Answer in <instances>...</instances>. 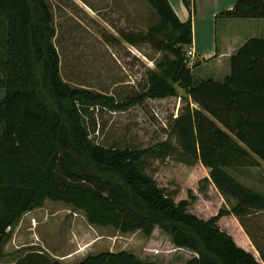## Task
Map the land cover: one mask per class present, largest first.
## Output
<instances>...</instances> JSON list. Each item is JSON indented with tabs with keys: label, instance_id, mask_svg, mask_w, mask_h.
<instances>
[{
	"label": "trees",
	"instance_id": "trees-1",
	"mask_svg": "<svg viewBox=\"0 0 264 264\" xmlns=\"http://www.w3.org/2000/svg\"><path fill=\"white\" fill-rule=\"evenodd\" d=\"M147 1L158 21L145 32L122 35L132 45L148 42L163 53L148 71L145 97L176 96L178 84L188 99L166 139L146 148H121L91 137L96 131L91 108L107 105V99L63 79L48 0H0V262L22 216L51 200L82 211L91 225L123 233L141 230L151 236L161 227L176 246L198 254L188 264L264 263V246L244 221L251 211H264V193L228 173L264 162V38H250L232 56L225 81L198 79L193 67L199 63L188 66L184 56L193 39L191 19L181 21L168 0ZM218 17L264 18V0H236ZM173 155L209 168L225 200L236 203L205 220L189 210L196 199L191 190V200L176 202L146 170L148 159ZM228 213L238 219L261 261L220 228ZM28 257L16 264H39ZM75 264L156 263L121 250L88 254Z\"/></svg>",
	"mask_w": 264,
	"mask_h": 264
},
{
	"label": "rangeland",
	"instance_id": "rangeland-1",
	"mask_svg": "<svg viewBox=\"0 0 264 264\" xmlns=\"http://www.w3.org/2000/svg\"><path fill=\"white\" fill-rule=\"evenodd\" d=\"M48 2L54 15V41L63 79L107 99V105L91 108L96 122L92 139L107 147L121 148H146L166 139L177 109L180 112L188 95L175 84L176 96L146 98L148 71L155 69V62L163 53L148 42L132 45L122 36L145 32L158 21L150 3L147 0ZM247 30L254 32L257 27ZM185 48V62L192 66L190 46ZM3 95L0 86V99ZM1 125L0 121V130ZM261 163L259 167L228 169V173L240 183L264 193V162ZM146 170L176 202L189 199L191 190L196 199L189 210L202 219L215 216L220 209L229 210L236 203L234 199L225 200L209 177L210 169L203 168L200 162L187 165L173 155L163 160L148 159ZM206 178L210 179L208 183ZM205 184L208 186L201 192L200 187ZM244 221L255 241L264 246V211H251ZM218 224L261 261L250 237L232 213L220 218ZM121 250L134 253L143 262L156 264H188L198 257L193 250L176 246L161 227H156L151 236L141 230L123 233L114 227L91 225L82 211L61 201L47 200L43 207L22 216L11 231L5 246L6 256L0 264H16L28 255H31L29 261L39 264L53 260L75 264L88 254Z\"/></svg>",
	"mask_w": 264,
	"mask_h": 264
},
{
	"label": "crops",
	"instance_id": "crops-1",
	"mask_svg": "<svg viewBox=\"0 0 264 264\" xmlns=\"http://www.w3.org/2000/svg\"><path fill=\"white\" fill-rule=\"evenodd\" d=\"M168 1L181 21L191 19L193 39L190 48L194 52L191 63H199L198 66L193 67V74L198 79L211 78L218 82L225 81L232 72V56L250 38H264V18H257L263 19L258 21L250 20L255 18L218 17L221 11L231 9L236 0ZM251 26L257 27V31H248L247 28ZM198 70L199 73L195 72ZM192 105L198 108L193 102ZM178 114L177 109L175 117ZM219 126L225 129L220 124ZM200 165L207 168L201 163ZM244 239L243 243L247 245V240Z\"/></svg>",
	"mask_w": 264,
	"mask_h": 264
},
{
	"label": "built area",
	"instance_id": "built-area-1",
	"mask_svg": "<svg viewBox=\"0 0 264 264\" xmlns=\"http://www.w3.org/2000/svg\"><path fill=\"white\" fill-rule=\"evenodd\" d=\"M188 55L191 56V57L194 56V52H193V50H191V48H190V50L188 51Z\"/></svg>",
	"mask_w": 264,
	"mask_h": 264
}]
</instances>
